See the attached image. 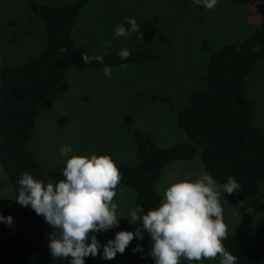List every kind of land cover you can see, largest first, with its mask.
Returning a JSON list of instances; mask_svg holds the SVG:
<instances>
[{
  "label": "rangeland",
  "instance_id": "obj_1",
  "mask_svg": "<svg viewBox=\"0 0 264 264\" xmlns=\"http://www.w3.org/2000/svg\"><path fill=\"white\" fill-rule=\"evenodd\" d=\"M33 1L60 6L73 0H0V67L23 63L41 51L44 30L31 14ZM246 1L218 0L209 10L193 0H87L72 30L78 45L92 53L127 48L153 51L158 57L107 66L110 78L104 74L105 66L69 69L53 105L38 112L27 148L45 167L64 165L67 156L60 154L64 144L79 154L106 153L117 165L134 166L138 163L135 130L149 134L159 148L188 142L176 115L187 96L203 87L211 53L251 35V26L245 23ZM125 17L137 20L143 39L136 33L113 35L116 25L129 26ZM11 23L19 28L17 33ZM244 92L254 121L264 129V57L247 76ZM149 95L165 96L167 101H154ZM201 147L197 146L191 159L170 161L161 168L155 187L158 195H163L170 182L195 179L203 172ZM256 197L263 204L261 211L252 207L249 198L220 196L228 235L264 223V184L259 185ZM14 199L12 184L0 164V212L15 208ZM134 199V190L120 183L115 198L118 216H126ZM102 254L92 257L94 264H128L123 254L117 253L112 260L103 259ZM201 264L219 262L206 259Z\"/></svg>",
  "mask_w": 264,
  "mask_h": 264
},
{
  "label": "trees",
  "instance_id": "obj_2",
  "mask_svg": "<svg viewBox=\"0 0 264 264\" xmlns=\"http://www.w3.org/2000/svg\"><path fill=\"white\" fill-rule=\"evenodd\" d=\"M86 2L73 0L60 6L31 2V14L40 20L44 30L42 49L23 63L0 67V164L12 184L15 198L23 171L45 181L63 179L64 165H41L27 143L38 112L53 105L59 84L69 69L144 63L158 57L153 51L130 50V57L121 60L119 50L92 53L78 45L72 30ZM11 26L17 33L19 28L14 23ZM256 44L260 45L258 52L253 51ZM61 49L67 50L62 52ZM83 55H101L103 63L93 60L85 64ZM262 57L264 24L247 38L211 53L203 87L187 96L176 116L188 142L159 148L149 134L133 132L138 163L118 165V168L122 174L121 184L134 190V202L141 205L144 212L158 206L162 199L163 195L155 192L161 168L170 161L191 159L199 144L203 172L210 174L218 184L231 176L240 185L232 195L221 193V196L230 200L249 198L255 210L263 209L256 194L259 185L264 184V130L252 125L251 104L244 92L247 76ZM149 98L167 101L165 96L149 95ZM0 215L13 218L11 226L0 222V264H70L67 259L52 258L47 247V234L52 228L30 207L16 202L15 208L2 211ZM137 224L121 218L118 226L93 233L101 244L99 252L117 231H134ZM223 244L237 258L236 264H264V223L228 235ZM137 245L142 250L133 251ZM150 248V235L144 231L143 239L134 238L123 255L128 264H154ZM215 261L219 262V258ZM85 264H94L92 256L85 258Z\"/></svg>",
  "mask_w": 264,
  "mask_h": 264
},
{
  "label": "clouds",
  "instance_id": "obj_3",
  "mask_svg": "<svg viewBox=\"0 0 264 264\" xmlns=\"http://www.w3.org/2000/svg\"><path fill=\"white\" fill-rule=\"evenodd\" d=\"M196 5L213 9L218 0H193ZM128 27L118 24L115 37L136 33L143 39L140 24L133 17H125ZM67 49H61L66 52ZM239 50V49H238ZM253 51H260L256 44ZM127 48H121V60L130 57ZM85 64L103 56L83 55ZM126 67V65H124ZM105 76L111 77V68L105 66ZM72 153L71 155H68ZM60 154L67 156L62 169L63 179L53 182L34 177L27 171L20 173L18 195L14 199L23 207H30L51 226L47 247L54 259H67L70 264H85V258L95 257L101 248L93 233L108 231L119 225L121 218L137 224L134 231L119 230L103 245L102 258L115 259L123 254L134 238L143 239L146 231L151 238L150 255L154 264H201L203 260L219 258V264H236V257L224 247L228 228L224 222L221 193L232 195L240 185L234 177L218 182L207 172L195 179H176L163 189L158 206L143 211L141 205L129 208L126 216H118L115 202L122 180L118 165L109 154L76 153L69 145L60 146ZM0 222L13 224V218L0 215ZM142 250L137 245L133 251Z\"/></svg>",
  "mask_w": 264,
  "mask_h": 264
},
{
  "label": "crops",
  "instance_id": "obj_4",
  "mask_svg": "<svg viewBox=\"0 0 264 264\" xmlns=\"http://www.w3.org/2000/svg\"><path fill=\"white\" fill-rule=\"evenodd\" d=\"M246 3L249 13L245 19V23L251 26V33H252L257 27H260L261 25L264 24V0H247L245 4ZM251 123L253 126L263 129L254 121L252 108H251Z\"/></svg>",
  "mask_w": 264,
  "mask_h": 264
}]
</instances>
